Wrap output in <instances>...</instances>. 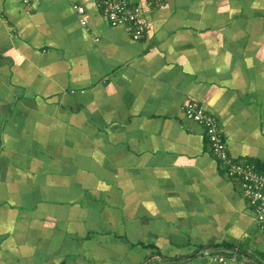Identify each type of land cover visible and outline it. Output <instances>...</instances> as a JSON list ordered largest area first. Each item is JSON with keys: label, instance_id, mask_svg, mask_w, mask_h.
<instances>
[{"label": "crops", "instance_id": "obj_1", "mask_svg": "<svg viewBox=\"0 0 264 264\" xmlns=\"http://www.w3.org/2000/svg\"><path fill=\"white\" fill-rule=\"evenodd\" d=\"M143 2L135 40L102 0H0V264H264L185 113L264 175V0Z\"/></svg>", "mask_w": 264, "mask_h": 264}, {"label": "built area", "instance_id": "obj_2", "mask_svg": "<svg viewBox=\"0 0 264 264\" xmlns=\"http://www.w3.org/2000/svg\"><path fill=\"white\" fill-rule=\"evenodd\" d=\"M147 6L153 2L159 4L162 0H147ZM143 0H102L107 19L113 26H125L135 40L141 39L150 25L144 17ZM79 14L84 13V8L76 6ZM85 23L84 20H81ZM186 116L201 124L210 139L212 152L226 166L227 174L230 176H241L242 192L245 198L255 208L256 217L262 224L264 230V175L257 173L253 166L241 162H234L228 155L226 142L222 136L221 128L217 119L206 112L197 104L190 103L185 110ZM224 261V257L218 258Z\"/></svg>", "mask_w": 264, "mask_h": 264}, {"label": "rangeland", "instance_id": "obj_3", "mask_svg": "<svg viewBox=\"0 0 264 264\" xmlns=\"http://www.w3.org/2000/svg\"><path fill=\"white\" fill-rule=\"evenodd\" d=\"M225 261V260H224Z\"/></svg>", "mask_w": 264, "mask_h": 264}]
</instances>
